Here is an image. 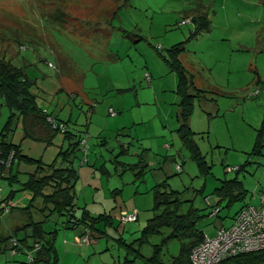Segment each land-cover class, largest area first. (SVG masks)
<instances>
[{
	"label": "rangeland",
	"instance_id": "1",
	"mask_svg": "<svg viewBox=\"0 0 264 264\" xmlns=\"http://www.w3.org/2000/svg\"><path fill=\"white\" fill-rule=\"evenodd\" d=\"M215 1L131 0L118 11V19L112 20L113 32L91 37L83 31H93L98 22L92 19L85 25L80 18H96L92 15L97 11H92L93 1L0 0V57L21 68L34 82L32 92L42 111L84 136L87 151L79 148L75 152L74 165L78 168L82 160L89 174H95V178L88 177L91 182L102 177V189L98 186L99 194L95 196L98 203H111L107 190L118 185V189L123 187V197L118 193L117 204L126 202L128 208L122 211H137L135 221L123 224V232L107 228L102 236L90 237L89 245H74L71 232L60 229L56 242L61 251L64 246L67 249L59 253L60 264H122L125 258H134L135 252L129 247H141L142 253L149 254L161 236H153L149 244L143 245L137 237L152 215L151 189L163 180L170 189L183 191L182 199L192 198L195 207H203V196H209L207 204L213 202L212 191L220 179L246 176V170L237 173L233 169L242 165L246 153L252 150L264 114V53L253 41L259 8L243 0ZM200 4L209 6L205 17L210 24L206 30L194 33L192 23H180ZM106 8L109 7L104 4L101 9ZM102 17L107 20L104 14ZM173 45H182L178 58L196 75L194 85L217 90L206 94V99L210 98L205 104L194 101L187 120L206 162L202 170L177 132V77L160 57ZM253 88L259 89L258 95L247 99ZM109 110L113 113L109 114ZM9 112L0 98V133ZM29 121L25 129L34 137H45L40 127L30 129ZM20 129L14 123L13 131L10 128L0 140L12 137L18 142L22 137ZM41 142L30 148L33 142L27 140L23 148L34 157L41 155L43 160L52 161L58 136L55 147L43 149L46 144ZM134 173L144 174L138 177ZM80 185L81 175L75 186L77 206L90 201L96 191L93 187L81 192ZM0 186L4 194L16 188L4 180ZM102 197L106 200L102 201ZM28 198L21 191L12 196L16 206L25 205ZM181 206L183 213L187 202L182 201ZM238 207L239 202L222 207L213 218H199L198 225L206 232L219 223L228 225ZM88 209L92 207L88 205ZM16 219L9 213L2 215L0 235L3 232L6 236L7 224H14ZM18 221L24 222L19 216ZM44 225L49 229L52 223ZM180 249L181 243L170 239L161 257L166 261L177 256ZM10 252L9 249L8 255L15 256V261L6 264H27L25 253Z\"/></svg>",
	"mask_w": 264,
	"mask_h": 264
},
{
	"label": "trees",
	"instance_id": "2",
	"mask_svg": "<svg viewBox=\"0 0 264 264\" xmlns=\"http://www.w3.org/2000/svg\"><path fill=\"white\" fill-rule=\"evenodd\" d=\"M205 15V13H202L192 16L191 21L194 33L206 30L209 27L210 22L206 19ZM182 49V45H173L170 49L166 50V54L162 57L170 71L177 77L176 94L178 96L179 107L177 113V120L179 122L178 135L181 138L182 144L188 149L191 159L195 160L202 170L206 162L200 154L196 142L193 140L195 133L188 127L187 120L191 114L194 101H205L208 91L192 87V75L178 58ZM33 86L34 82L26 77L21 68L13 66L10 61L0 57V98L10 111L0 136L6 137L4 136L5 132L8 133L10 128L13 131V124L15 123L16 127H21L22 139L27 138V140L39 144L42 143L41 141H44L46 145L43 149H46L51 146V138L57 135L58 132L52 129L47 121L49 114L37 106V96L32 92ZM211 101L214 102L213 99ZM28 119H30L29 128L40 127L41 131H44L45 137H34L25 129L28 128L26 125V120ZM51 132H53L52 135ZM77 134H73L72 131L66 128L65 133L61 135L63 138H67L68 141L74 139V136L76 139L66 149H61L58 152L61 156L59 164L56 158L47 162L42 159L41 155L39 157L32 156L29 151H24L20 142L13 141L12 137L7 141L0 140V159H5L10 151L14 153V160L10 167H5L0 163V173L3 171L10 173L12 169H15L13 174L9 175V177L5 175L2 177V180L7 179L10 186L12 184L18 186L15 190L13 189L9 193H6V197L14 195L16 191L29 193L27 204L24 207L20 208L17 205L6 213H2V209H0V217L9 213L14 208L19 209V211H26L27 224L13 231L15 236L11 235L9 240L15 238L17 245H11L10 249L17 248L19 252H23L25 249L20 243H24L28 234L26 236L23 235L20 239L16 233L18 231L30 230V236L33 238L31 241H44V246L35 253L34 264H57L56 258L52 259L49 255L51 252L50 237L56 230L46 232L43 229V225L52 215H64L66 216L65 223L68 224L70 219H74L80 225L90 228L101 220V215L92 218L87 213L85 214V212L80 217L74 215L76 206L75 186L79 177L72 163L74 156L71 155L73 150H77L78 147L81 148L80 141L84 138V136L78 134L77 140ZM263 147L264 114L261 126L256 131V139L251 153L258 154ZM14 164H16V167H14ZM19 165H25L30 169V171L24 172L23 181H20L17 177ZM206 168L208 169V167ZM244 168L245 166L243 165L239 166V169L237 167L239 171ZM215 193L218 198L217 205L215 204V206H219V203L225 201L223 208H227L236 201L241 202L245 191L242 187V182L237 177H233L231 179H222L221 186L215 190ZM180 194L181 192L170 189L166 180L152 187V215L146 220L137 240L140 245H143L150 243V239L153 236L160 235L163 229L169 230V233L161 237L159 244H152V253L149 256H145L137 249L129 247L136 254L133 259L125 258L122 264H191L189 259L190 251L203 237V233L199 229V226H197V223L199 218L207 216V214H201L200 210L192 206L182 213L180 211L182 203L179 199ZM170 239H177L181 243V249L177 256L170 257V259L167 258L164 261L161 258V253ZM29 248H31V245ZM218 264H264V249L242 253L227 258Z\"/></svg>",
	"mask_w": 264,
	"mask_h": 264
},
{
	"label": "crops",
	"instance_id": "3",
	"mask_svg": "<svg viewBox=\"0 0 264 264\" xmlns=\"http://www.w3.org/2000/svg\"><path fill=\"white\" fill-rule=\"evenodd\" d=\"M92 1H93V4H94V7H95L94 9H92V11L97 10V11L92 12L93 13L92 15L95 16L96 18H92V17H88V16L81 17L80 18L81 21L86 22L85 25H87V22H89L92 19H94L95 22H98V24H96L94 26V30L93 31H89V32L83 31V34L84 33H88V34L91 35V37L96 36L99 33L105 34V32L106 33L113 32L112 20L118 19V17H119L118 11L121 8H123L124 6L129 5L130 2H131V0H89L90 4H91ZM207 1H210L211 4H214L216 2L215 0H207ZM234 1H236V0H233L232 2H234ZM243 2L259 8V9L256 10L255 21L257 22V28H256L255 34L253 35V41L255 42L257 48L259 49L258 51L264 53V0H243ZM104 4H107L109 8L108 9L106 8L105 10L104 9H101L102 8V5H104ZM224 4H225V2H224ZM207 7H209V6H206V8ZM206 8H205V6L203 4H200L195 9V11L190 14L189 17L192 18V16H194V15H200L202 13H205L206 14V12H207L206 11ZM68 14H69L70 17H73V15H72L73 12L69 11ZM102 14H104V16L106 17L107 20H104V17H102ZM100 24H102V25H100ZM251 34H252V31H251ZM19 46H21V44H19ZM160 57L163 59L162 55H160ZM166 66L168 67L167 63H166ZM168 69H169V67H168ZM187 71H188V69H187ZM170 72H172V71H170ZM190 74L192 75V85H193L192 87L193 88L200 89V87H198L197 84L195 86L194 85V82H193L195 80L194 77H196V75H194L192 73H190ZM258 81L259 80H256L257 83H258ZM213 90L214 89L211 88L210 90H205V91H208L207 93H215L217 91V90H214V91ZM206 102H208L207 99L205 101H202V104L203 103L205 104ZM178 126H179V122H178ZM70 128L72 129L73 134L74 133H78L79 134V131H76L73 127H70ZM252 129H255V128H253V126H252ZM52 133L53 132H51V135H52ZM69 134H71V133L69 132ZM78 134L76 136L77 137V140H78V137L80 135V134L79 135ZM56 136H58L59 144H58V148H57V151H56V156L54 157V159L56 158V160L58 161V164H59L60 159H61V156L58 154V152L61 149L62 150L63 149H66L70 144L74 143V141H75L76 138L74 136V139H72L71 141H68L67 138H63L61 135H55V136H53L51 138V147L52 146L55 147L56 144H57V143L54 142V139H55ZM64 139H67V140H64ZM180 140H181V138H180ZM18 142H20L22 144V147H23V144L24 145L27 144V143H25V142H27V138L22 139V137H20L19 140H18ZM34 146H36V143H32V145H31L30 148H32ZM164 147H166V146H164ZM78 148H77V150L75 149V151L73 150V153H72L71 156H75V152L78 151ZM263 148L261 149V151L258 154H252L251 151L249 153H246L245 161L242 164L243 166H245L244 169H242L241 171H239L238 170L239 169V166H242V165L237 166L238 167L237 170L239 172H242V171H245L246 170V176L243 175L241 177V179L238 178L242 182V187H243V189L245 191V194H244L243 200L241 202L240 201H236V202H239V207L234 211V213L231 216V219L234 216V214L236 213V211L239 208H241L242 206H244L245 204H252V205L257 206V207L261 205V200L260 199H261L262 194L264 193V150H263ZM70 158H68V159H70ZM75 161H76V157H73L72 158L73 165H74ZM130 166H134V165L130 164ZM24 167H26V168H24ZM74 167H75V165H74ZM75 168L77 170L78 177H80V175H81V185H80L81 192L84 189H86V188L92 189L93 187H94V189H96V191L93 192V190H91L89 192V195H90V193L93 192L92 193V198L88 202L86 200H84V205L77 206V204L75 203L76 206H75V209H74V215L76 217H80L81 214H83L84 212H85V214L87 213L88 216H90L92 218H95L98 215H101V220L98 221V222H100V221L101 222L100 223H97V224H94V226L91 227V228L90 227H86V226L84 227L82 225H80V227L73 228V227H70L67 223H65V217L66 216H64V215H56L55 214V215H52L51 217H49V219H47L46 222L51 221L52 226H51V228L47 229V228H44L45 225H43V229L46 232H52L53 230H56L54 232V234H51V237H50L51 238V252L49 253V255H50V258H52V259L56 258L57 264H60V254L59 253H61V252L62 253H66V251H67V249H66L65 246L63 247V250L61 251L59 249L58 243L56 242L57 236H58V231L60 229L61 230H64V233L71 232L70 238L72 239V243L74 245H76V246H84V244H81L79 242L80 241V237L84 234V232L87 233L89 235V237H92L93 239H96V238L102 236V234L105 232V230L107 228H110V227L114 228L115 230H119V232H123L124 225L120 224L117 221V216H118V214H119L120 211L125 210V209H128V208H126V205H127L126 202H123V204H117V202H118L117 201V199H118V193H121L122 194V197H123V187H119V189H118V185L116 184L117 187H115L113 189L107 190L108 196L111 197V198L109 197L110 200H111L110 201L111 203L107 202V205H103L102 203H98V200H99L98 198H95V196L99 194L98 188L100 187L99 190L102 189V185H103L102 177L100 176L98 178V180H95L96 182H91L88 179V177L90 176L91 178L92 177L95 178V174L94 173L89 174V168L87 166H84L83 165L82 160H79V167L78 168L75 167ZM86 168H87V170H86ZM14 170L15 169H12V171L9 173V175L13 174L15 172ZM237 170H234V171L238 173ZM28 171H30L29 167H27L25 165H19L18 166V171H17V177H18V179H20V181H23L24 180V172H28ZM143 174L144 173H141V174H138L137 175V174L134 173V175L135 176H138V177L141 176V175H143ZM9 175H7V176L9 177ZM4 181H5L6 185H7V183H9V181L7 179L4 180ZM90 182L93 183V185H90L89 186L88 183H90ZM220 186H221V179L219 180V184H217L216 187L212 191V195L211 196L213 198V202L211 204H207V201L205 200V199H208L209 196H203V202H205V204H206V206H203V207H195L193 205L192 198L182 199L181 196L183 194V191H181V190H176V191L181 192V194L179 195V199L181 201H183V202H187L188 207L186 208V210L190 206H192V207L197 208L198 210H200L201 211L200 212L201 214H203V212L205 214V213H207V211L209 209V205H215L216 202L218 201V198L216 196L215 190L217 188H219ZM16 188H18L17 185H16ZM16 192H20V191H16ZM135 192L137 193L138 191L135 190ZM201 192H199V193H201ZM21 193H24L25 195H27L29 197V193H27L25 191H21ZM89 195H88V197H89ZM11 196H13V194ZM246 198H247V201H246ZM101 200L104 201L106 199H104L102 197ZM22 201H23V199L20 201V205H21ZM26 204H27V202H26ZM224 204H225V201H222L221 203L218 204L219 207H220V209H221V207H223ZM25 205L18 206V207L22 208ZM88 205L90 207H92V210H89L88 209ZM109 206L113 210H111V209L109 210ZM116 206H117V210H115L116 209ZM180 208H182V206ZM186 210H184V211H186ZM115 211H117V212H115ZM25 212L26 211H19V210H13V211H10L9 212V215L10 216H16L17 219L14 221L15 222L14 224H7V226H6L7 235L6 236H4V233L3 232L0 235V264H6V263H9V262H14L15 261V256L12 257V256H9L8 255V252H9V249H10V246H11L10 245V242H9V237L11 235H14L13 231L15 229L21 228L25 224H27L28 218H27ZM113 213H115L114 216H113ZM18 216L20 218H22V220L24 221L23 223H20L18 221ZM54 216H56V217H54ZM222 225L223 224L219 223L216 226H214L212 229L208 230V232H206L197 223V226H199V229L202 231V233L203 234H208V235L214 234L215 231H216V229L219 226H222ZM163 232L168 234L169 233V230L163 229L161 231V234H160L161 237H163L162 236L163 235ZM16 234H18V237L20 239L23 237V235L26 236L28 234V237L29 238L27 237L26 240L24 241V243L23 242L20 243V245H22V247L25 250H27L28 247L33 242V241H31V240H33V238L30 236L31 235V231L30 230L18 231ZM161 237H160V239H161ZM119 238H121V236H119ZM63 241L65 242V238L63 239ZM87 245H89V244H87ZM130 250L131 249H129V251ZM137 250L140 253H142L141 247H138ZM19 253H24V252H21L20 251ZM151 253H152V248H151L149 254H147V255H145L144 253H142V254H144L145 256H149V255H151Z\"/></svg>",
	"mask_w": 264,
	"mask_h": 264
},
{
	"label": "built area",
	"instance_id": "4",
	"mask_svg": "<svg viewBox=\"0 0 264 264\" xmlns=\"http://www.w3.org/2000/svg\"><path fill=\"white\" fill-rule=\"evenodd\" d=\"M192 23L191 17H186L180 24ZM259 93V89L253 88L247 99L255 98ZM113 110H109V114ZM47 121L51 128L60 134L66 131L65 123L57 122L55 118L47 116ZM86 139L80 141L81 149L86 152ZM1 154V149H0ZM14 160V153L10 151L5 159H0V163L5 167H10ZM86 162V160H84ZM83 163V161H82ZM176 170L180 171V167L176 165ZM233 170H237V166ZM6 171L0 173V181L5 176ZM3 193V188L0 186V209L2 213H6L9 209L16 206L12 200V196L6 197ZM207 201V199H205ZM261 205L254 206L252 204H245L239 208L231 219L228 225L219 226L212 235L203 234L202 240L199 241L190 251L189 259L191 264H218L221 261L234 257L242 253L255 252L264 249V193L261 196ZM220 211L219 206L209 205L207 216L213 218L218 215ZM137 218V211H121L117 217L120 224H126L135 221ZM68 225L73 228L80 227L74 219H70ZM91 241L89 235L84 232L80 237V243L87 245ZM10 245H17V240L12 238ZM44 246L43 240L34 241L31 248L23 250L27 255V264H34V256ZM10 253L13 255L19 253V249L11 248Z\"/></svg>",
	"mask_w": 264,
	"mask_h": 264
}]
</instances>
